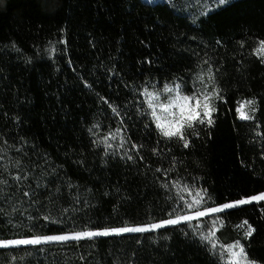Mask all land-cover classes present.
Returning <instances> with one entry per match:
<instances>
[{"label":"trees","instance_id":"1","mask_svg":"<svg viewBox=\"0 0 264 264\" xmlns=\"http://www.w3.org/2000/svg\"><path fill=\"white\" fill-rule=\"evenodd\" d=\"M263 46L264 0H0V241L164 221L184 213L179 185L202 208L264 192ZM164 88L218 98L168 130L149 114ZM212 226L264 264V198L2 246L0 264H231L200 237Z\"/></svg>","mask_w":264,"mask_h":264},{"label":"rangeland","instance_id":"2","mask_svg":"<svg viewBox=\"0 0 264 264\" xmlns=\"http://www.w3.org/2000/svg\"><path fill=\"white\" fill-rule=\"evenodd\" d=\"M145 2L156 1H169V0H142ZM264 48V46H263ZM52 53V48L49 46L41 52L37 53V57H49ZM163 93L165 99L160 97L161 92L158 90L151 91L148 95V103L150 104L149 114L157 118L159 125L165 127L168 130L177 128L181 123L187 120L198 117L203 118L212 104L217 100L218 96L213 88H207L206 92H199V96L188 97L178 93L177 88L174 89V93H170L169 88H164ZM249 103L248 100H242L237 106L238 115L241 117L245 106ZM107 144L110 148L119 150L124 143L123 132L120 130L114 131L112 134L106 137ZM180 193V208L184 210L183 214L170 217L164 221L138 225L128 226L117 229L109 230H92L77 233H65L55 236L37 237L32 239H15V240H2L0 241V247L8 245H19L33 242L43 241H55L74 239L78 237H90L105 235L110 233H123V232H141L145 230H154L163 226L173 225L183 221H189L192 219L203 218L206 215L214 214L223 209L242 205L249 202L257 201L264 198V192L256 194L242 196L235 200L228 201L222 205L212 206L208 208H202L203 196L195 189L188 188L186 185H179L178 189ZM211 247L217 248L223 255L227 262L231 264H254L245 259L242 250L235 242L221 243L217 240L215 235V228H212L200 236Z\"/></svg>","mask_w":264,"mask_h":264}]
</instances>
